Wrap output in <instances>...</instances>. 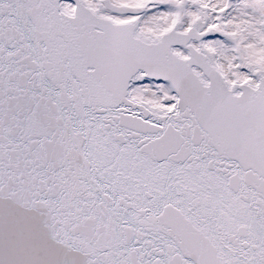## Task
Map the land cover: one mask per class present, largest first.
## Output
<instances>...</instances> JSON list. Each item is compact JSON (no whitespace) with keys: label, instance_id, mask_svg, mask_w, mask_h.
Wrapping results in <instances>:
<instances>
[{"label":"snow or ice","instance_id":"snow-or-ice-1","mask_svg":"<svg viewBox=\"0 0 264 264\" xmlns=\"http://www.w3.org/2000/svg\"><path fill=\"white\" fill-rule=\"evenodd\" d=\"M0 264H264V0H0Z\"/></svg>","mask_w":264,"mask_h":264}]
</instances>
